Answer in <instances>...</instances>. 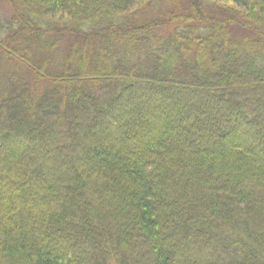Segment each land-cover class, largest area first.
<instances>
[{
	"label": "trees",
	"instance_id": "1",
	"mask_svg": "<svg viewBox=\"0 0 264 264\" xmlns=\"http://www.w3.org/2000/svg\"><path fill=\"white\" fill-rule=\"evenodd\" d=\"M4 2L0 264H264V0Z\"/></svg>",
	"mask_w": 264,
	"mask_h": 264
},
{
	"label": "rangeland",
	"instance_id": "2",
	"mask_svg": "<svg viewBox=\"0 0 264 264\" xmlns=\"http://www.w3.org/2000/svg\"><path fill=\"white\" fill-rule=\"evenodd\" d=\"M224 5H226V6H228V7H230V8H237V6L233 3V2H231V1H224V2H222ZM0 10L2 11V12H7L8 13V7H7V4H6V2H4V0H0Z\"/></svg>",
	"mask_w": 264,
	"mask_h": 264
}]
</instances>
